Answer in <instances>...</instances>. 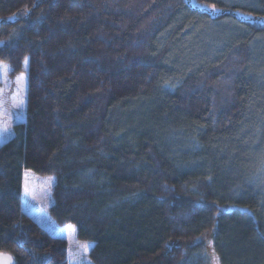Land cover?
I'll use <instances>...</instances> for the list:
<instances>
[{
  "label": "trees",
  "instance_id": "1",
  "mask_svg": "<svg viewBox=\"0 0 264 264\" xmlns=\"http://www.w3.org/2000/svg\"><path fill=\"white\" fill-rule=\"evenodd\" d=\"M0 61L28 75L0 252L69 264L31 169L95 264H264V0H0Z\"/></svg>",
  "mask_w": 264,
  "mask_h": 264
},
{
  "label": "rangeland",
  "instance_id": "2",
  "mask_svg": "<svg viewBox=\"0 0 264 264\" xmlns=\"http://www.w3.org/2000/svg\"><path fill=\"white\" fill-rule=\"evenodd\" d=\"M9 69L7 62L0 61V145L13 135L12 126L25 120L26 116L27 72L12 78ZM54 184V175H42L26 169L24 171V211L31 214L53 234L68 240L69 264H95L90 257L93 243L77 237L75 224H60L51 216ZM215 261L212 260V263L221 264L217 259Z\"/></svg>",
  "mask_w": 264,
  "mask_h": 264
},
{
  "label": "water",
  "instance_id": "3",
  "mask_svg": "<svg viewBox=\"0 0 264 264\" xmlns=\"http://www.w3.org/2000/svg\"><path fill=\"white\" fill-rule=\"evenodd\" d=\"M0 264H17L11 253L0 252Z\"/></svg>",
  "mask_w": 264,
  "mask_h": 264
}]
</instances>
